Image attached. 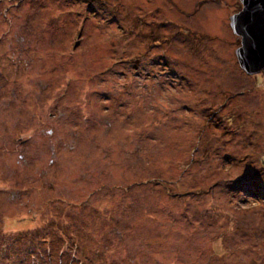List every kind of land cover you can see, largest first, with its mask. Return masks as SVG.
Here are the masks:
<instances>
[{"label": "rangeland", "instance_id": "obj_1", "mask_svg": "<svg viewBox=\"0 0 264 264\" xmlns=\"http://www.w3.org/2000/svg\"><path fill=\"white\" fill-rule=\"evenodd\" d=\"M241 9L0 0V264H264Z\"/></svg>", "mask_w": 264, "mask_h": 264}, {"label": "water", "instance_id": "obj_2", "mask_svg": "<svg viewBox=\"0 0 264 264\" xmlns=\"http://www.w3.org/2000/svg\"><path fill=\"white\" fill-rule=\"evenodd\" d=\"M239 1L241 11L229 18L232 33L240 38L235 57L246 75H257L264 71V0Z\"/></svg>", "mask_w": 264, "mask_h": 264}]
</instances>
